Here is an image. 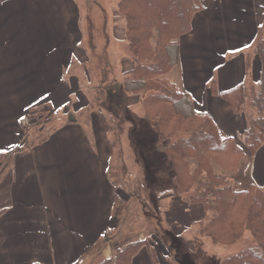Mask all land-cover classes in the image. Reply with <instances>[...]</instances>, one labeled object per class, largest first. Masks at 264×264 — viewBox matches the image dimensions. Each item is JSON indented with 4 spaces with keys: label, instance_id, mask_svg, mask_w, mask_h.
Wrapping results in <instances>:
<instances>
[{
    "label": "crops",
    "instance_id": "obj_1",
    "mask_svg": "<svg viewBox=\"0 0 264 264\" xmlns=\"http://www.w3.org/2000/svg\"><path fill=\"white\" fill-rule=\"evenodd\" d=\"M18 1L0 0V10L12 3L0 20V32L4 33L0 39V264H90L98 258L97 264L112 257L118 231L123 232L118 214L114 215L116 201L138 197L141 185L137 180L135 189L122 190L108 177V142L98 118L92 121L97 128H91L93 144L76 118H51L52 128L45 131L38 118L23 120L29 104L40 98L51 104L42 107L47 117L52 105L65 107L68 115L72 85L80 79L72 75L66 82L62 77L75 56L71 54L74 42L62 35H47L40 48ZM66 2L73 5L74 12L59 0H29V6H39L43 23L71 31L68 23L77 16V7L71 0ZM200 2L202 8L193 14L190 31L178 39V63L160 78L176 92L188 93L194 110L208 115L221 137L240 144L245 114L235 113L210 86L219 93L257 81L255 41L264 19V0ZM12 44L17 48L12 49ZM9 49L14 57L5 53ZM122 59L121 73L133 66L128 58ZM78 98L75 107L85 100ZM12 125L17 136L10 134ZM195 165L190 162L191 169ZM212 169L220 178L233 179L240 190L250 184L264 189V144L253 156L245 151L234 171L214 163ZM168 202L170 212L175 213L178 198ZM192 210L196 216L185 224L174 216L165 221L176 235H186L188 248H192L193 238L210 243L198 228L201 221L215 214L212 204L206 210L201 204H191L188 211ZM144 237L140 229L136 240ZM143 241L146 244L130 264H169L161 260L156 247L148 251L150 242Z\"/></svg>",
    "mask_w": 264,
    "mask_h": 264
},
{
    "label": "trees",
    "instance_id": "obj_2",
    "mask_svg": "<svg viewBox=\"0 0 264 264\" xmlns=\"http://www.w3.org/2000/svg\"><path fill=\"white\" fill-rule=\"evenodd\" d=\"M116 1L133 63L122 72L120 95L142 94L143 118L151 121L157 138L164 142L177 192L204 210L214 206L215 214L199 223L200 235L216 245L237 242L243 231L249 233L250 239L221 264H264V189L250 184L240 190L233 179L220 178L212 169L214 163L234 171L245 151L253 156L264 144V19L255 41L257 81L219 93L210 86L235 113L245 114L246 127L238 144L231 137H221L212 119L194 110L188 93L176 92L160 78L178 63V39L190 31L193 14L202 8L200 0ZM191 161L196 163L193 169ZM144 244L135 240L115 247L111 258L97 264H130Z\"/></svg>",
    "mask_w": 264,
    "mask_h": 264
},
{
    "label": "rangeland",
    "instance_id": "obj_3",
    "mask_svg": "<svg viewBox=\"0 0 264 264\" xmlns=\"http://www.w3.org/2000/svg\"><path fill=\"white\" fill-rule=\"evenodd\" d=\"M71 1L77 7V16L68 23L71 31L67 32L72 35L71 43L73 41L75 45L72 46L71 54L86 57L83 56L82 59L85 60L82 61L74 56L63 71L62 77L66 82H69L72 75H77L80 79L72 85L74 88L69 95L67 106L71 108L70 113L65 115V107L60 109L59 105H52L54 109L49 111L51 116L47 117L42 107L51 104L40 98L29 104L23 120L34 121L38 118L44 130L52 128L51 118L56 121L76 118L84 126L89 141L93 144L91 128H97L92 121L94 118L99 119L110 154L108 177L122 190L135 189L138 181L141 185L138 197L133 196L130 201L118 198L116 201L114 215L118 214V225L123 229V232L117 230L119 238L116 248L135 241L137 232L141 229L145 235L143 240L150 242L148 251L156 247L161 260H166L169 264H221L226 255L237 251L244 241L250 239L249 233L243 231V238L237 242L216 245L209 240L210 243L202 244V239L193 238L192 248H188L189 239L185 234L176 235L166 227V217L174 216L184 224L189 222L196 213L194 210L190 213L188 207L197 203H189L177 192L172 182L173 172L165 153L164 142L157 138L151 121L143 118L140 106L142 94L127 98L128 95H120L121 91L114 85L123 79L121 69L124 64L122 61L125 60L122 58L126 57L132 62L128 42L123 39L125 22L117 14V1ZM151 42L154 44V39ZM78 95L85 100L75 107V103L79 101ZM181 131L180 129L179 132ZM169 198L179 200L175 213L170 212ZM97 260L98 258L92 259L90 264Z\"/></svg>",
    "mask_w": 264,
    "mask_h": 264
},
{
    "label": "bare ground",
    "instance_id": "obj_4",
    "mask_svg": "<svg viewBox=\"0 0 264 264\" xmlns=\"http://www.w3.org/2000/svg\"><path fill=\"white\" fill-rule=\"evenodd\" d=\"M61 2L62 5H65L66 7L69 6V10L71 12H74V7L72 4H69L66 2L67 0H59ZM19 5H21V9L23 11V17L26 19V21L29 23L32 31V35H33V39L34 41L39 44L40 48L42 46V43L44 42L45 38L47 37V35L49 36H53V37H58V35H62L66 41H70L73 39L71 34H68L67 28H64V30H57L56 28H52V26L48 25L47 23H43L40 19V11H39V6L36 4L34 7H30L29 5V0H19ZM68 6H67V5ZM12 5L11 2H8L6 4H4V8H2L0 10V20L2 19V17L5 16V9H8L10 6ZM4 33L0 32V39L3 37ZM17 48V46L15 44H12V49ZM1 53V52H0ZM4 53V51H3ZM6 54H8L9 56H15L16 54L13 53L10 49L8 51H5ZM10 134L13 136H17L18 135V130H16L17 128H15V126H10Z\"/></svg>",
    "mask_w": 264,
    "mask_h": 264
},
{
    "label": "water",
    "instance_id": "obj_5",
    "mask_svg": "<svg viewBox=\"0 0 264 264\" xmlns=\"http://www.w3.org/2000/svg\"><path fill=\"white\" fill-rule=\"evenodd\" d=\"M116 87H117V89H118V88L120 87V84L117 83V84H116Z\"/></svg>",
    "mask_w": 264,
    "mask_h": 264
}]
</instances>
